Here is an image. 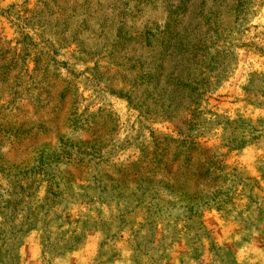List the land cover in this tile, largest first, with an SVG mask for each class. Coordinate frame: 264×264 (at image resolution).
Segmentation results:
<instances>
[{
	"label": "rangeland",
	"instance_id": "rangeland-1",
	"mask_svg": "<svg viewBox=\"0 0 264 264\" xmlns=\"http://www.w3.org/2000/svg\"><path fill=\"white\" fill-rule=\"evenodd\" d=\"M40 1L45 0H0V11L12 5L20 12L43 11L42 26L90 24L92 31L80 37L79 46L68 39L73 31L60 35L62 28H54L58 35L52 47L66 68L60 73L78 90L79 112L111 113L118 124L114 146L128 142L124 152H111V160L137 156L154 130L174 131V123H154L119 95L121 82L129 80L122 81L112 67L121 53V46L113 45L133 36L144 20L162 27L175 7L183 9L185 25L195 26L198 0L186 5L183 0H46L45 10ZM201 4L203 23L211 20L226 29L218 44L235 57L208 95V105L202 104L206 124L197 134L225 157L234 186L202 199L177 191L166 200L130 183L112 182L110 175L93 177L61 165L46 169L37 163L36 149L9 152L0 139V264H264V0L240 8L250 13L246 18L229 0ZM134 9L136 18L130 16ZM95 11L117 16L124 26L113 25L97 37L94 20L85 16ZM10 21L15 20L0 16V34L8 40L42 38L37 27L22 32ZM42 144L54 149L53 138Z\"/></svg>",
	"mask_w": 264,
	"mask_h": 264
},
{
	"label": "trees",
	"instance_id": "trees-1",
	"mask_svg": "<svg viewBox=\"0 0 264 264\" xmlns=\"http://www.w3.org/2000/svg\"><path fill=\"white\" fill-rule=\"evenodd\" d=\"M45 1L39 2L44 10L49 8ZM202 1L211 0H198L195 26L185 25L183 9L175 7L162 27L150 19L144 20L133 36L113 45L121 46V53L112 67L122 81L129 80L126 84L121 82L124 88L118 91L119 95L154 123H174L171 134L154 130L150 140L138 147L137 156L121 162L109 157L116 149L124 152V146L128 145L127 142L123 148L114 146L117 121L111 113L79 112L78 90L60 73V68H66L57 61L52 47L58 35L54 28H62L60 35L66 30L73 31L68 39L79 46L83 44L80 37L92 31L90 24L77 29L65 24L42 26L43 11H15V5L0 11V16L15 20L9 23L16 30L23 32L26 26L37 27L38 36H42L37 42L28 35L17 41L0 34V139H4L9 152L36 149L40 156L37 163L46 169L61 165L79 172L85 170L93 177L110 175L116 180H105L130 183L166 200L177 191L188 190L193 197L202 199L208 193L213 196L234 186L235 176L227 171L225 157L197 134L206 124L207 113L202 104L208 105V95L218 88L235 57L232 50L218 44L226 29L215 22L212 25L211 20L203 23ZM229 1L233 11L243 13V18L250 15L239 9L251 0ZM183 3L186 5L189 0L180 2ZM138 14L139 10L134 9L130 16L136 18ZM85 16L94 20L97 32L92 33L97 37L105 35L113 25L124 26L122 21H116L117 16H102L100 11ZM59 39L68 41L67 37ZM28 49L34 54L30 56ZM136 50L141 54L137 58L130 56ZM57 114L59 118L55 117ZM52 138L54 149L42 144ZM40 139H43L41 146L36 144Z\"/></svg>",
	"mask_w": 264,
	"mask_h": 264
}]
</instances>
